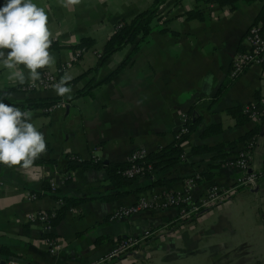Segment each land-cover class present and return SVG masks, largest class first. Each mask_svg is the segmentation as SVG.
<instances>
[{
    "label": "crops",
    "instance_id": "obj_1",
    "mask_svg": "<svg viewBox=\"0 0 264 264\" xmlns=\"http://www.w3.org/2000/svg\"><path fill=\"white\" fill-rule=\"evenodd\" d=\"M33 2L48 14L53 40L50 51L56 60L52 68L40 72H54L59 80L65 73L72 76V98L59 96L64 100L62 106L24 110L32 112V123L44 134L47 152L40 158L57 159L64 152H74L82 158L122 161L134 149L150 152L173 142L180 111L185 110L189 120L196 118V122L181 144L184 159L135 176L119 188L125 192L113 198L107 196L117 188L104 167H76L65 181L52 163L35 162L29 170L1 167L0 248L11 253L0 255L30 264H85L120 238L156 229L143 240L137 254L107 264H264V176L259 178L256 192L241 187L192 222L178 221L174 206L111 217L116 208L136 202L142 194H154L158 199L165 191L181 190L189 175L200 174L195 195L213 183H232L236 171L225 163V157L195 152L192 147L236 141L227 147L232 153L242 145L238 138L257 123L252 119L237 123L228 108L264 95L262 64L249 65L219 97L214 95L230 79L232 55L244 47L247 27L253 22L264 25V2L164 0L158 7L159 17L152 20L131 60L108 81L103 79L126 58L133 44L127 43L97 65L102 46L120 19L130 18L153 0H82L74 8L64 7L61 0ZM4 4L0 0V7ZM84 36L91 42L76 57L74 44ZM7 75L0 65V94L4 92L13 106L20 108L31 97L58 96L54 88L27 90L14 85ZM88 85L91 94L76 95ZM210 125L217 130L202 135ZM263 159L264 134L259 133L249 167L259 170ZM158 178L173 180L169 186L153 184ZM50 181H54L55 191L50 190ZM26 191L37 195L28 198ZM62 195L87 198L67 209L50 227L30 220L34 212L55 209L57 196ZM47 232L52 235H45ZM49 237L57 240L54 251L47 245Z\"/></svg>",
    "mask_w": 264,
    "mask_h": 264
},
{
    "label": "built area",
    "instance_id": "obj_2",
    "mask_svg": "<svg viewBox=\"0 0 264 264\" xmlns=\"http://www.w3.org/2000/svg\"><path fill=\"white\" fill-rule=\"evenodd\" d=\"M213 4L215 0H206ZM264 2V0H261ZM244 47L238 49L232 55L228 75L235 78L243 72L251 64H262L264 62V25L257 22L251 23L244 33ZM82 48H78L75 52L76 57L80 54ZM59 81L57 75L51 71H41V80L35 84H24L27 90H36L40 88H54L53 86ZM64 104V100L60 99L48 107L51 110ZM243 110L248 113L249 119L257 123L264 122V95L254 98L252 101L243 104ZM24 111V110H22ZM189 117L185 110L179 113V124L175 132V139L179 138L183 133L188 132ZM256 141V139H255ZM255 142L250 139L246 144L236 148L232 153L225 157V163L235 168L236 174L232 183L222 186L216 183L210 184L207 189L195 195L193 189L196 186L199 174L186 176L183 179L184 187L178 191H165L160 196L154 194H142L136 202L120 206L114 210L111 217L117 218L129 215L133 212L146 208H159L162 206H174L177 208V219L181 222H192L195 218L205 212L208 208L217 205L223 201H227L239 188L247 187L253 191L258 190V180L264 176V159L262 167L259 170L247 171L252 159V153ZM147 151L144 148L132 150L126 160L129 161L128 166L123 169L126 176L135 177L145 175L152 172L155 168L152 165V159L146 158ZM184 152L180 153V159H184ZM50 190L55 191L54 181H50ZM37 194L32 191H26L25 196L34 198ZM61 202V198L58 199ZM49 214L43 210L32 213L29 218L31 221H40L44 227H50L48 223ZM164 230H166L164 228ZM156 229H147L138 236H127L115 241L112 246L103 254L91 259L85 264H107L114 258L120 256H133L140 251L141 243L147 237L156 233ZM47 245L50 251H54L57 247L55 237L47 238ZM0 264H30L28 260H21L12 255H0Z\"/></svg>",
    "mask_w": 264,
    "mask_h": 264
},
{
    "label": "clouds",
    "instance_id": "obj_3",
    "mask_svg": "<svg viewBox=\"0 0 264 264\" xmlns=\"http://www.w3.org/2000/svg\"><path fill=\"white\" fill-rule=\"evenodd\" d=\"M66 8H74L82 0H61ZM52 32L44 7L33 0H5L0 7V65L14 85L35 84L43 69L55 65L51 53ZM72 76L65 73L53 86L62 98H72L69 86ZM32 112L0 99V164L9 168L31 169L47 152L44 134L32 123Z\"/></svg>",
    "mask_w": 264,
    "mask_h": 264
},
{
    "label": "trees",
    "instance_id": "obj_4",
    "mask_svg": "<svg viewBox=\"0 0 264 264\" xmlns=\"http://www.w3.org/2000/svg\"><path fill=\"white\" fill-rule=\"evenodd\" d=\"M164 0H153V2L146 8L141 9L140 11L136 12L133 16L128 19L122 18L120 19L112 33L108 36L107 40L105 41L104 45L101 48V51L98 56L97 65H100L112 52L122 48L127 43H132L133 47L131 52L124 58L114 69H112L108 75L103 79V81L110 80L113 75L121 68L123 65L128 63L131 60L133 52L136 50L138 43L146 38L148 35L151 22L154 18L159 17L158 15V7ZM188 14H193L192 11H188ZM91 42V38L84 36L81 37L78 42L74 44L75 47L81 48L85 45H88ZM264 69V62L262 63ZM233 80L230 78L229 80L220 84L217 88L214 98L219 97L221 92L226 88V86ZM91 86H85L80 88L76 95L79 94H91L90 92ZM0 96L3 98L4 102L10 105H14L13 102H10L6 97L5 93H1ZM257 96L256 98H259ZM59 96H41V97H31L26 99V101L20 105L21 110H26L27 108H35V107H44L48 109V107L55 103L56 101L60 100ZM230 113L235 116L237 123H242L249 119L248 113L243 110V106L241 105H232L228 108ZM188 114V113H187ZM189 117V116H188ZM196 122V118H190L188 123V132L183 133L179 138L174 139L173 142L158 147L154 151L147 152L146 158L152 159V165L154 167L165 168L180 160V153L183 152L182 149V142L187 138L188 133L194 127ZM263 123H256L250 130L246 131L242 134L238 140L242 141V145L246 144L250 139L254 140L257 138L260 130L262 128ZM217 130V127L214 125L208 126L203 132L202 135H207L212 133L213 131ZM236 141H229L226 143H216L213 145H206V144H198L192 147V150L195 152L198 151H207V152H214L215 155L226 157L231 152L227 148L228 146L233 147ZM255 146V145H254ZM35 162H45V163H52L55 164L58 171L62 173L63 180H67L69 178V173L71 169L76 167H104L108 173L109 179L113 182L114 186L117 188L116 192L113 194L108 195L107 197L113 198L119 196L125 192V190H119L120 187H123L129 184L134 177L126 176L123 173V169L128 166L129 161L122 160V161H108L103 163L101 159H97L94 157L90 158H82L77 153L74 152H64L60 155L57 159H44L39 158ZM4 165L0 164V168ZM149 173V172H148ZM147 173V174H148ZM200 176V174H199ZM173 178H158L153 180V184L159 185H167L169 186L172 182ZM45 188H49V184L45 181L44 183ZM61 198V202L59 205L50 211H46L48 216V223L50 225H55L62 219L67 209L77 205L78 203L82 202L87 198V196H71V195H62L57 196ZM45 235H52L51 232L45 233ZM0 252L4 253H11L6 248H0Z\"/></svg>",
    "mask_w": 264,
    "mask_h": 264
},
{
    "label": "water",
    "instance_id": "obj_5",
    "mask_svg": "<svg viewBox=\"0 0 264 264\" xmlns=\"http://www.w3.org/2000/svg\"><path fill=\"white\" fill-rule=\"evenodd\" d=\"M260 134H264V124L262 125V128L260 130ZM107 160H103V162H106ZM252 169L249 167L247 171H251Z\"/></svg>",
    "mask_w": 264,
    "mask_h": 264
}]
</instances>
